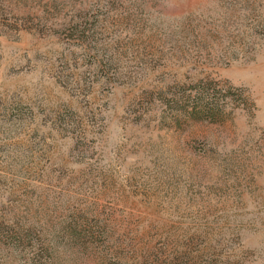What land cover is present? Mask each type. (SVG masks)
Returning <instances> with one entry per match:
<instances>
[{
	"label": "rangeland",
	"instance_id": "obj_1",
	"mask_svg": "<svg viewBox=\"0 0 264 264\" xmlns=\"http://www.w3.org/2000/svg\"><path fill=\"white\" fill-rule=\"evenodd\" d=\"M41 263L264 264V0H0V264Z\"/></svg>",
	"mask_w": 264,
	"mask_h": 264
},
{
	"label": "trees",
	"instance_id": "obj_2",
	"mask_svg": "<svg viewBox=\"0 0 264 264\" xmlns=\"http://www.w3.org/2000/svg\"><path fill=\"white\" fill-rule=\"evenodd\" d=\"M171 103L175 113L170 123L174 127L186 121L217 123L223 121L224 118L220 100L215 92H209L208 85L198 87L194 93L179 95Z\"/></svg>",
	"mask_w": 264,
	"mask_h": 264
}]
</instances>
